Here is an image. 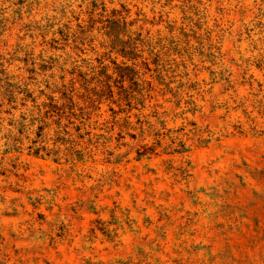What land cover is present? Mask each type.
<instances>
[{"label": "rangeland", "instance_id": "rangeland-1", "mask_svg": "<svg viewBox=\"0 0 264 264\" xmlns=\"http://www.w3.org/2000/svg\"><path fill=\"white\" fill-rule=\"evenodd\" d=\"M0 264H264V0H0Z\"/></svg>", "mask_w": 264, "mask_h": 264}]
</instances>
